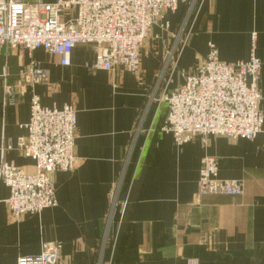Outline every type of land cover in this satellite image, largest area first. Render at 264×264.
<instances>
[{
	"label": "crops",
	"instance_id": "obj_1",
	"mask_svg": "<svg viewBox=\"0 0 264 264\" xmlns=\"http://www.w3.org/2000/svg\"><path fill=\"white\" fill-rule=\"evenodd\" d=\"M165 18L171 33L153 29L139 51V73L121 70L112 77L104 70L89 71L86 64L95 60L92 44L76 45L68 66L42 48L0 47V150L27 134L33 94L43 107L71 105L76 111V166L53 175L56 206L13 222L5 203L9 188L0 182V264H16L50 242L62 244L67 264H264L263 137L210 136L206 142L198 137L177 146L170 133L160 132L166 106L149 102L172 51L173 34L184 24L191 31L176 55L169 89L182 83V71L194 72L205 60L209 43L222 62L248 60L255 33L264 116V0H191ZM32 60L46 80L33 88L21 86L20 71ZM5 84L11 87L8 96ZM205 155L217 159L221 179L243 182L241 196L196 197ZM1 156L34 171V161L17 149L0 151ZM114 190L121 201L128 199L123 213L120 201L110 219ZM107 230L109 242L103 245Z\"/></svg>",
	"mask_w": 264,
	"mask_h": 264
},
{
	"label": "built area",
	"instance_id": "obj_2",
	"mask_svg": "<svg viewBox=\"0 0 264 264\" xmlns=\"http://www.w3.org/2000/svg\"><path fill=\"white\" fill-rule=\"evenodd\" d=\"M190 1L56 0L27 3L0 0V47L20 46L29 52L42 48L58 57L61 66H68L76 45L92 44L95 60L86 64L89 71L104 70L112 77L121 70L139 73V51L145 40L155 27L171 33L166 14L175 13L180 3ZM191 12L188 10L184 24ZM184 24L179 30L186 33L179 44L181 48L177 52V44L168 53L159 80L149 96L150 103L164 104L167 108L160 132L170 133L177 146L198 137L206 142L210 136L253 140L261 135L264 148V116L258 87L262 62L254 52L256 34H251L253 46L246 61L222 62L215 45L209 43L205 60L194 72L182 71V83L170 90L177 57L191 31L185 30ZM45 80V71L34 60L20 71L21 86L33 88ZM5 93L6 96L11 94L7 84ZM7 101L14 103L11 97ZM25 128L27 134L18 138L15 145L9 142L0 150L3 154L17 149L34 161V171L28 173L0 157V182L9 188L5 203L13 222L56 206L53 175L76 166L73 154L76 111L71 105L61 109L43 107L40 98L33 94ZM243 193L242 181L219 177L215 157L205 155L201 158L197 198L209 195L239 197ZM117 197L118 191L114 190L110 219L117 206ZM125 205L126 200L122 203L121 214ZM107 236L108 230L105 238ZM61 249L59 242L45 243L40 253L20 257L16 264H67L61 258Z\"/></svg>",
	"mask_w": 264,
	"mask_h": 264
},
{
	"label": "rangeland",
	"instance_id": "obj_3",
	"mask_svg": "<svg viewBox=\"0 0 264 264\" xmlns=\"http://www.w3.org/2000/svg\"><path fill=\"white\" fill-rule=\"evenodd\" d=\"M184 35H186V33H184V32H182V33L179 32V33H177V34H176V33L173 34L174 45H173L172 48L176 47L177 44H181V40L184 38ZM176 51H177V49H176ZM176 53H177V52H176ZM176 53H175V55H176ZM175 55L173 56V58H175ZM173 58H172V59H173ZM170 68H171V65H170ZM170 68H168V69H170ZM167 73H169V71H167ZM117 199H118V197H117ZM127 199H128V196H126L125 199H124L123 201H125V200H127ZM120 201H121V200L118 199L117 204H118ZM123 201H121L120 203H122ZM105 235H106V233H105ZM107 238H108V236H107ZM107 238H105V236H104V238H103V241H104V242L106 241V243L109 242Z\"/></svg>",
	"mask_w": 264,
	"mask_h": 264
}]
</instances>
